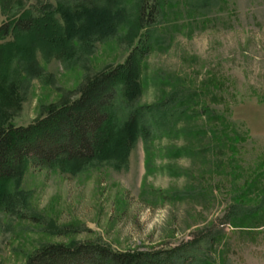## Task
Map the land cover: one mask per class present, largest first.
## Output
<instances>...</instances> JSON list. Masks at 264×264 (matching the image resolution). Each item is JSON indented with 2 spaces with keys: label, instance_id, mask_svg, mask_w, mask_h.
I'll list each match as a JSON object with an SVG mask.
<instances>
[{
  "label": "rangeland",
  "instance_id": "374dc122",
  "mask_svg": "<svg viewBox=\"0 0 264 264\" xmlns=\"http://www.w3.org/2000/svg\"><path fill=\"white\" fill-rule=\"evenodd\" d=\"M58 1L86 3H25L37 8ZM97 2L119 10L117 27L87 42L73 36L67 59L39 46L38 76L23 72L16 50L0 51V81L13 84L18 96L19 107L5 108L15 125L71 101L89 79L126 60L136 42L130 31L138 0ZM162 8L150 50L138 61L140 93L128 103L116 101L118 125L129 110L160 106L145 115L146 124H156L147 141L139 138L126 157L92 158L77 170L26 166L20 177L4 181L0 264H24L50 243H96L123 252L193 240L200 242L191 249L190 264H264V0H174ZM174 93L188 107L182 113L169 104ZM208 109L247 135L229 143L230 150L226 143L212 149L215 141L203 130L212 125L202 121ZM163 110L175 121L159 124ZM255 163L260 180L246 187ZM249 188L257 189L246 198ZM236 202L240 219L224 220ZM253 205L252 215L243 213Z\"/></svg>",
  "mask_w": 264,
  "mask_h": 264
},
{
  "label": "trees",
  "instance_id": "16d2710c",
  "mask_svg": "<svg viewBox=\"0 0 264 264\" xmlns=\"http://www.w3.org/2000/svg\"><path fill=\"white\" fill-rule=\"evenodd\" d=\"M171 1L174 0H138L130 31L136 42L126 60L92 77L74 99L48 107L27 125H15L10 120L5 108L19 107L18 96L13 84L0 81V185L20 177L26 166L77 170L80 163L92 158L126 157L130 146L139 138L147 141L156 124L154 121L146 124L145 115L160 106L129 110L123 123L118 125L115 121L116 101L121 97L128 103L139 95L138 61L150 50L153 27L158 23L162 6ZM111 5H101L97 0L74 5L58 1L55 6L43 3L31 8L25 0H0V51L11 54L16 50L15 53L21 56L23 72L29 77L38 76L41 72L34 58L36 48L46 47L48 52H57L67 59L73 36L87 42L86 38L94 35L99 38L110 35L120 22L119 10L111 11ZM177 95L174 93L170 97L169 104L172 102L182 107L178 111L182 113L188 107L180 100L182 96L178 99ZM202 114L205 115L202 119L204 125H212L203 127L206 137L215 141H211L212 149L223 148L225 143L226 146L229 143L236 145L247 135L246 131L235 130L228 120L225 125V117L217 110L208 109ZM157 121L159 124L175 121V114L170 118L163 110ZM225 148L230 150L229 146ZM259 165L255 163L254 171ZM254 171L249 170L252 175L247 174L246 187H257L261 172ZM249 189L246 198L253 197L257 188ZM239 202L228 207L224 220L240 219L242 206ZM255 211L256 205H253L244 208L243 213L252 215ZM199 242L193 240L189 245L123 252L96 243H50L30 253L24 264H190L191 249Z\"/></svg>",
  "mask_w": 264,
  "mask_h": 264
}]
</instances>
